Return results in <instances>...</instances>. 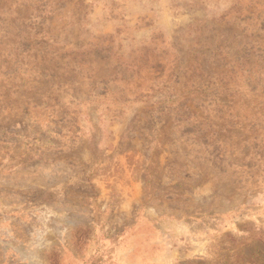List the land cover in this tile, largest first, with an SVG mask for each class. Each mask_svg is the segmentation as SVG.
Here are the masks:
<instances>
[{
    "label": "rangeland",
    "instance_id": "rangeland-1",
    "mask_svg": "<svg viewBox=\"0 0 264 264\" xmlns=\"http://www.w3.org/2000/svg\"><path fill=\"white\" fill-rule=\"evenodd\" d=\"M0 264H264V0H0Z\"/></svg>",
    "mask_w": 264,
    "mask_h": 264
}]
</instances>
